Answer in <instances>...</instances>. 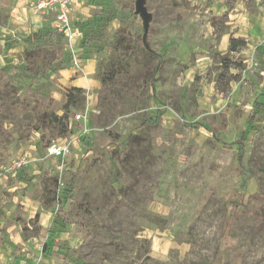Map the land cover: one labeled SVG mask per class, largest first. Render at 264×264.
<instances>
[{"label": "rangeland", "instance_id": "1", "mask_svg": "<svg viewBox=\"0 0 264 264\" xmlns=\"http://www.w3.org/2000/svg\"><path fill=\"white\" fill-rule=\"evenodd\" d=\"M134 4L84 0L72 45L50 33L31 43L46 62L26 68L23 50L0 66L3 228L21 226L35 264H264V0H146L148 49ZM47 21L37 31L58 33ZM63 70L91 85L70 90ZM63 113L80 115L76 170L56 182L52 158L5 175L32 138L40 157L61 142Z\"/></svg>", "mask_w": 264, "mask_h": 264}, {"label": "crops", "instance_id": "2", "mask_svg": "<svg viewBox=\"0 0 264 264\" xmlns=\"http://www.w3.org/2000/svg\"><path fill=\"white\" fill-rule=\"evenodd\" d=\"M31 0H0V8L7 11V18L3 19V23L0 24V35H10V38H17L21 36L23 32L32 30L36 32L42 25L44 17L42 18L38 14L29 10L28 4ZM84 0H74L71 5V18L73 23L76 20L78 14H81L83 9ZM47 22H50L48 20ZM3 34V35H4ZM25 44L23 41L16 42L15 44L0 39V66H6L10 64L16 56L24 50ZM87 67H91L90 62L87 63ZM62 76L70 78L65 83L67 87L87 88L90 84V79L85 77H79L72 79V71L63 70L60 72ZM31 208L34 209L33 205ZM29 212V219L33 217L34 212ZM6 219L3 213V201H0V264H35V258L31 259V253L27 254L28 240H25L22 234V228L18 223H11L3 228V224ZM3 237L6 239L2 240ZM27 243V244H26ZM20 253H25L22 255ZM29 257V258H28Z\"/></svg>", "mask_w": 264, "mask_h": 264}, {"label": "built area", "instance_id": "3", "mask_svg": "<svg viewBox=\"0 0 264 264\" xmlns=\"http://www.w3.org/2000/svg\"><path fill=\"white\" fill-rule=\"evenodd\" d=\"M74 0H32L30 3V9L36 13H40L45 20H50V25L55 29L60 35L63 36L66 43L72 45L73 42L78 40L80 32L74 27L71 18V5ZM80 119V115H76L73 119V123ZM85 120V118H84ZM72 122L68 125L70 129ZM72 135L69 137L60 138L61 142H51L46 145L43 155L40 157L36 148L34 150H29L34 148L38 144L39 140L32 138L28 141L29 149L22 151L15 158L11 159L8 166L3 167V173L5 175L16 176L20 171L33 167L34 169L37 165H40L43 161L48 159H59V162L55 167L49 168V175L55 177L56 182L62 183L63 177L69 172H74L76 166H73L68 160L71 155L70 145ZM46 162V161H45ZM34 173L41 174L39 169L34 170Z\"/></svg>", "mask_w": 264, "mask_h": 264}, {"label": "trees", "instance_id": "4", "mask_svg": "<svg viewBox=\"0 0 264 264\" xmlns=\"http://www.w3.org/2000/svg\"><path fill=\"white\" fill-rule=\"evenodd\" d=\"M55 35L56 37H62L59 33H52V31H49L47 29H40L39 31L32 33L27 38V46H25L24 51L21 54L20 60L24 63V66L28 69L34 68L38 63L42 61H47L49 59L48 54L44 53L39 47L34 45H31L32 39L36 41V43H40L45 40L46 36L49 34ZM33 44V43H32ZM231 51H234L237 47V42L235 40H231L230 42ZM64 64V59L58 58L57 61H50L48 63V69L52 72H58L62 70ZM70 90L82 92L80 88L72 87ZM72 96L69 94L67 95V101L62 105L63 110H66L70 103H71ZM260 108V103L254 102V106L252 108L251 114L248 119V125L252 124L255 120V116L257 115V112ZM68 117L66 113H63L62 115H56V114H50V124L53 127H56L57 125L60 128V134L65 137L68 134L71 133V131L68 129ZM152 125V122H142L141 126H150ZM37 129V128H36ZM34 129V130H36ZM257 216L263 219L264 215L261 212L257 213Z\"/></svg>", "mask_w": 264, "mask_h": 264}, {"label": "water", "instance_id": "5", "mask_svg": "<svg viewBox=\"0 0 264 264\" xmlns=\"http://www.w3.org/2000/svg\"><path fill=\"white\" fill-rule=\"evenodd\" d=\"M134 13L135 15H138L142 20V25H143L142 42L143 45L148 49L149 47L146 42V37L152 16L151 13H149L146 8V0H135Z\"/></svg>", "mask_w": 264, "mask_h": 264}]
</instances>
